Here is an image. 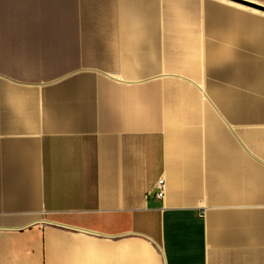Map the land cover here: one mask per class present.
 Masks as SVG:
<instances>
[{
  "label": "crops",
  "instance_id": "obj_1",
  "mask_svg": "<svg viewBox=\"0 0 264 264\" xmlns=\"http://www.w3.org/2000/svg\"><path fill=\"white\" fill-rule=\"evenodd\" d=\"M0 264H264V0H0Z\"/></svg>",
  "mask_w": 264,
  "mask_h": 264
},
{
  "label": "built area",
  "instance_id": "obj_2",
  "mask_svg": "<svg viewBox=\"0 0 264 264\" xmlns=\"http://www.w3.org/2000/svg\"><path fill=\"white\" fill-rule=\"evenodd\" d=\"M155 187H156V192H155L156 197L160 199L163 198L166 187V183L163 177L157 179L155 183Z\"/></svg>",
  "mask_w": 264,
  "mask_h": 264
}]
</instances>
